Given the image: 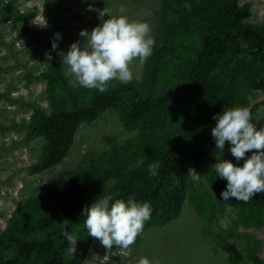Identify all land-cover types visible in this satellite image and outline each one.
<instances>
[{"label": "trees", "instance_id": "16d2710c", "mask_svg": "<svg viewBox=\"0 0 264 264\" xmlns=\"http://www.w3.org/2000/svg\"><path fill=\"white\" fill-rule=\"evenodd\" d=\"M55 1L43 4L51 7ZM162 2L155 44L140 83L112 81L104 93L79 84L75 88L58 58L41 75L49 110L33 107L26 124V140L44 141L38 159L28 167L30 173L59 163L80 123L102 109H115L123 129L136 134L122 141L104 135L103 151L85 152L76 168L19 201L0 233V264H81L93 239L82 211L103 195L149 203L151 219L144 230L176 219L201 181L215 199L237 209L242 224L259 221L253 215L264 214V193L247 203L221 197L227 181L217 177L213 165L222 159L243 164L232 156L228 142L223 152L206 160L216 146L211 135L214 115L236 106H249L252 114L264 103L249 102L254 90L264 93V22L246 21L251 11L239 0ZM26 16L19 13L15 21ZM189 168L201 175L199 182L188 175ZM65 230L78 238L75 257L66 255ZM244 242L251 264H264L260 244L246 234ZM216 244L227 253L228 264L243 260L228 241L218 239Z\"/></svg>", "mask_w": 264, "mask_h": 264}, {"label": "rangeland", "instance_id": "374dc122", "mask_svg": "<svg viewBox=\"0 0 264 264\" xmlns=\"http://www.w3.org/2000/svg\"><path fill=\"white\" fill-rule=\"evenodd\" d=\"M43 2L0 0V233L19 201L42 192L43 185L76 168L85 152L103 151L104 135L122 141L136 134L123 129L115 109H102L80 123L68 154L59 163L30 173L28 167L38 159L44 141L41 137L26 140V124L33 107L49 110L46 80L41 75L47 72L50 61L58 58L70 84L77 88L79 83L58 53L66 54L74 42L88 46L79 33L91 32L102 23L99 10L107 7L115 13L123 5L130 19L149 23L153 37L163 6L162 0H57L51 7H45ZM239 3L249 5L251 14L246 21L264 22V0ZM19 13L28 16L15 21ZM56 33L60 39L53 50ZM144 64L135 60L131 65L133 82L143 80ZM262 99L264 93L254 90L249 96L250 105ZM252 117L257 129L264 127V103L255 108ZM217 151L215 146L206 160ZM195 195L184 200L176 219L145 229L128 250L115 246L105 249L93 238L81 264H137L141 257H147L152 264H228L227 253L216 244L218 239L228 241L232 250L242 255L240 264H251L244 248V234L252 243L260 244L259 254L264 256V214L253 215L259 221L242 224L237 209L215 199L205 181L197 183Z\"/></svg>", "mask_w": 264, "mask_h": 264}, {"label": "clouds", "instance_id": "9594fccd", "mask_svg": "<svg viewBox=\"0 0 264 264\" xmlns=\"http://www.w3.org/2000/svg\"><path fill=\"white\" fill-rule=\"evenodd\" d=\"M185 8L191 5L185 4ZM90 10L92 9L90 6ZM126 8L121 5L114 13L107 7L99 10L102 23L91 32L81 30L79 35L87 47L79 42L72 43L67 53H58L80 86L95 89L100 93L108 91L112 81L128 84L133 80L131 65L135 60L144 63L152 54L155 44L151 36V26L146 21L130 19ZM105 15L107 19H104ZM60 34H55L52 49L58 48ZM51 59V55L47 54ZM252 114L248 107H224L221 113L214 115L215 126L211 135L216 147L223 152L228 142L230 152L236 161L243 160L242 166L222 159L213 166L217 177L227 181L226 190L221 192L224 201L235 198L247 203L254 196L264 193V127L257 129L252 123ZM251 152L250 156L246 153ZM188 175L199 182L194 168ZM149 203H140L133 196L127 201L112 195H103L95 199L90 206L83 208L84 226L88 236L100 241L105 249L121 248L128 250L143 234L144 226L151 219ZM69 244L66 255L75 257L78 238L63 231ZM137 264H152L147 257H141Z\"/></svg>", "mask_w": 264, "mask_h": 264}]
</instances>
